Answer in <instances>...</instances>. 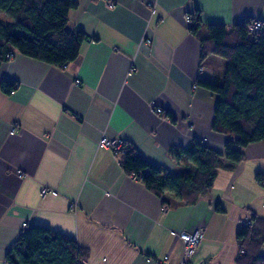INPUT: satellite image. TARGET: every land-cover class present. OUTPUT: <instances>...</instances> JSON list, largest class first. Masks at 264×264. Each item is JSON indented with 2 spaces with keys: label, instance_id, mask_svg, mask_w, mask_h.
<instances>
[{
  "label": "crops",
  "instance_id": "0c3cea01",
  "mask_svg": "<svg viewBox=\"0 0 264 264\" xmlns=\"http://www.w3.org/2000/svg\"><path fill=\"white\" fill-rule=\"evenodd\" d=\"M78 1L69 26L89 38L74 62L63 68L16 53L0 64V264L23 224L74 237L88 249L86 264H178L184 242L173 232L203 229L190 264H237L242 220L264 217L255 180L264 141L220 169L195 205L158 197L123 170L121 151L98 144L123 140L173 173L189 166L173 147L196 138L223 152L230 137L212 130L216 96L198 81L222 82L227 61L201 60L187 15L199 10L203 23L228 28L264 22V0ZM3 80L16 88L3 92Z\"/></svg>",
  "mask_w": 264,
  "mask_h": 264
},
{
  "label": "trees",
  "instance_id": "16d2710c",
  "mask_svg": "<svg viewBox=\"0 0 264 264\" xmlns=\"http://www.w3.org/2000/svg\"><path fill=\"white\" fill-rule=\"evenodd\" d=\"M78 0H0V64L16 53L56 66L74 62L88 35L69 26V14ZM188 30L199 39L200 58L216 55L227 61L222 82L200 79L198 84L216 96L212 130L228 135L219 152L200 139L170 150L173 158H185L188 168L173 173L147 162L136 149L125 147L120 164L128 175H136L158 197L172 193L181 203L195 205L211 191L220 169L231 170L245 159L243 149L264 141V29L251 32L253 20L228 28L203 23L200 11L189 14ZM16 83L1 82L11 93ZM164 116L175 122L170 112ZM264 188V172L255 174ZM217 211H223L221 205ZM237 264H264V217L255 214L239 228ZM88 249L76 239L49 227L30 224L24 228L5 257L6 264H82Z\"/></svg>",
  "mask_w": 264,
  "mask_h": 264
},
{
  "label": "built area",
  "instance_id": "2783aa9c",
  "mask_svg": "<svg viewBox=\"0 0 264 264\" xmlns=\"http://www.w3.org/2000/svg\"><path fill=\"white\" fill-rule=\"evenodd\" d=\"M189 20H190L189 15H187V21L189 22ZM248 29L251 32L260 31L261 29H264V22L260 20H253L251 24H249ZM66 67L67 65L63 66V68H66ZM157 112L161 113L162 110L158 108ZM98 146L100 149H109L115 152L125 150V142L123 140L110 139L105 136L101 137ZM41 191L43 195L48 192V190L45 188L42 189ZM50 192L55 193L54 191H50ZM248 221H249V218H244L241 224L246 225L248 224ZM26 226H27L26 224H23L22 230L26 228ZM173 234L180 237L184 242L183 254L178 264H190L193 259L194 254L196 253L198 249L199 244L201 243V240L204 238V230L197 229L192 232H182V233L173 232ZM165 259H168V256H166ZM4 264H6L5 261H4ZM82 264H86V262H82Z\"/></svg>",
  "mask_w": 264,
  "mask_h": 264
},
{
  "label": "rangeland",
  "instance_id": "374dc122",
  "mask_svg": "<svg viewBox=\"0 0 264 264\" xmlns=\"http://www.w3.org/2000/svg\"><path fill=\"white\" fill-rule=\"evenodd\" d=\"M245 182H247V181L245 180ZM41 194L43 195L42 191H41ZM244 194H246V193H244ZM3 264H4V261H3Z\"/></svg>",
  "mask_w": 264,
  "mask_h": 264
}]
</instances>
